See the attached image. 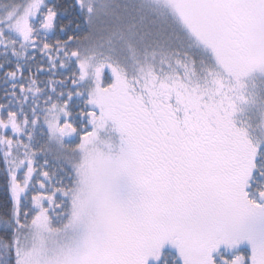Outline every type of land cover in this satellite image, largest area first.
<instances>
[{"label": "snow or ice", "instance_id": "obj_1", "mask_svg": "<svg viewBox=\"0 0 264 264\" xmlns=\"http://www.w3.org/2000/svg\"><path fill=\"white\" fill-rule=\"evenodd\" d=\"M0 264H264V0H0Z\"/></svg>", "mask_w": 264, "mask_h": 264}]
</instances>
